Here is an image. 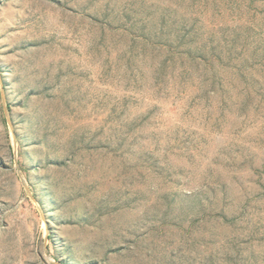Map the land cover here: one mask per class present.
I'll return each instance as SVG.
<instances>
[{
  "label": "rangeland",
  "instance_id": "374dc122",
  "mask_svg": "<svg viewBox=\"0 0 264 264\" xmlns=\"http://www.w3.org/2000/svg\"><path fill=\"white\" fill-rule=\"evenodd\" d=\"M0 70V264H264V0H0Z\"/></svg>",
  "mask_w": 264,
  "mask_h": 264
},
{
  "label": "water",
  "instance_id": "95a60500",
  "mask_svg": "<svg viewBox=\"0 0 264 264\" xmlns=\"http://www.w3.org/2000/svg\"><path fill=\"white\" fill-rule=\"evenodd\" d=\"M0 79L1 80L3 79L2 76H1V70H0ZM3 94H4V98H5V90H4V88H3Z\"/></svg>",
  "mask_w": 264,
  "mask_h": 264
}]
</instances>
